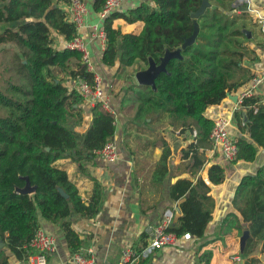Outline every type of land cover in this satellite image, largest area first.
Returning a JSON list of instances; mask_svg holds the SVG:
<instances>
[{
    "label": "trees",
    "instance_id": "16d2710c",
    "mask_svg": "<svg viewBox=\"0 0 264 264\" xmlns=\"http://www.w3.org/2000/svg\"><path fill=\"white\" fill-rule=\"evenodd\" d=\"M152 1V5L142 2L127 11H115L102 22L106 43L101 61L115 68L118 79L128 78L125 68L138 61L147 64L148 57L159 63L165 49L180 48L193 32L191 13L201 0ZM104 3L94 0L93 10L100 12ZM65 4L66 0H0V24H4L0 31V264H9L10 255L18 260L27 257L24 246L41 227L39 218L58 223L71 254L79 251L82 239L70 215L92 218L102 203L98 182L84 199L57 164L69 159L82 170L84 161L94 158V151L116 129L114 115L97 103L89 106L91 120L86 129L75 130L83 123V99L71 81L79 76L93 82L94 74L78 50L56 45V35L69 41L77 34L74 23L67 20ZM247 16V12L206 8L197 18L195 42L181 49V57L168 60L166 71L155 79L156 91L132 80L124 88L123 109L134 111L135 122L152 130L155 122L167 118L171 126H180L181 133L191 136L180 151L187 176L175 178L169 188L170 199L178 202V215L169 230L178 236L188 232L196 239L206 237L213 218L216 204L211 187L224 181L226 167L206 163L213 120L205 112L244 83L241 62L246 56V36L242 29ZM117 18L142 21L143 27L138 34L123 33L112 26ZM259 100L253 94L240 101L235 115L241 125L245 110L247 118L240 128L248 138L236 140L237 153L229 164L253 161L256 146H264V103ZM154 134L147 145L159 147L161 155L150 180L159 185L169 173L171 147L161 134ZM202 170L204 176L198 175ZM25 176L35 186L30 194L16 191L25 186ZM232 206L241 218L242 232L249 231L240 253L242 264H264V163L254 174L241 177ZM211 256L210 249L200 251L198 263L209 264Z\"/></svg>",
    "mask_w": 264,
    "mask_h": 264
},
{
    "label": "crops",
    "instance_id": "0c3cea01",
    "mask_svg": "<svg viewBox=\"0 0 264 264\" xmlns=\"http://www.w3.org/2000/svg\"><path fill=\"white\" fill-rule=\"evenodd\" d=\"M93 1L84 0L87 13L84 16V26L79 30V34L86 42L94 71L100 76L101 86L108 94V101L114 111L116 129L112 138L118 146V158L108 162L96 155L91 160L84 161L82 170H77L76 164L69 159H61L57 162L66 170L68 177L75 183L84 199L89 196L95 181L102 187V203L99 212L94 217L84 218L75 214L70 215L72 227L81 235L82 242L79 250L86 255L91 250L94 259L104 264H122L121 254L126 248L138 254L133 264H199L198 253L210 249L212 256L209 264H242L238 245L242 234L241 218L232 206V198L241 177L245 174H254L257 167L264 163V146H256L257 155L253 161H241L236 164L223 161L220 152L213 151L212 148L208 149L206 163H218L225 166L226 174L221 184L211 187V194L216 205L213 218L206 230V237L201 239L180 237L175 245L145 251L152 229L160 220L163 210L172 207L175 217L178 215V202L170 199L169 188L175 178L187 176V172L183 170L184 162L181 160L180 151L191 136L181 133L180 126H171L167 118L163 120L164 122L154 123L153 126L156 127L158 134L169 142L171 157L169 173L164 181L159 185L151 183L150 176L161 155V150L159 147L147 145L148 139H154L153 129L150 133H146L145 129L142 132L143 135L140 134L139 139H143L141 142H137L136 135L129 130L130 125L126 123L128 115L122 105L124 89L121 86L126 79L114 77L115 68L107 67L102 63L103 51L100 50L98 42L89 36L91 25L99 21L98 13L93 10ZM209 1L210 7L224 12L229 11L235 14L247 12L246 26L242 31H248L249 35L244 33L246 56L241 62L244 69L242 73V76H245L244 83L230 91V96H226L219 104L208 107L205 115L209 118L218 115L230 118L228 127L230 136L236 140L240 137L248 138L240 128L247 118L245 110L241 112V125L238 123L235 112L240 109V96L249 86L251 78L264 73V25L262 27L254 15L255 11H258L264 16V0H251L248 9H244L247 6L237 0ZM142 2L153 4L152 0H124L121 11L134 8ZM112 26L119 27L123 33L138 34L143 27V22L129 23L123 18H117L113 20ZM65 43L66 40L62 36L56 35L58 48L65 47ZM144 67L146 64L139 61L133 66L126 67L127 81L132 80L136 83L134 73ZM129 69L133 71L132 76ZM249 75L252 77L245 79ZM119 81L122 83L121 86L117 84ZM253 93L260 98L258 103H264V79ZM81 106L83 123L78 126L81 128L80 133L86 129L91 120L90 107L84 102ZM129 137H132L135 143L130 139L133 142L130 144ZM204 174L202 170L198 175L204 176ZM39 223L40 228L52 234L56 239V250L50 256V261L55 264L68 262L71 252L67 247L60 225L42 218H39ZM262 259L264 263V258ZM9 264L30 263L27 258L18 260L10 255Z\"/></svg>",
    "mask_w": 264,
    "mask_h": 264
},
{
    "label": "built area",
    "instance_id": "2783aa9c",
    "mask_svg": "<svg viewBox=\"0 0 264 264\" xmlns=\"http://www.w3.org/2000/svg\"><path fill=\"white\" fill-rule=\"evenodd\" d=\"M124 0H105L104 6L98 12L99 21L91 25L89 36L92 40H96L99 44L100 50L103 51L106 43V33L102 29L103 20L111 13L122 9ZM242 5L250 6L251 0H237ZM65 9L67 12V20L74 23L77 34L72 40L66 41L65 47L71 50H78L81 53L83 63L86 65L88 71L93 72L94 81L89 82L86 79L77 76L71 81V85L81 95L83 102L88 106H95L97 103L101 107L114 115L113 108L108 101V94L101 86V78L95 73L88 47L84 38L80 36L79 30L84 26V16L87 13V8L84 0H66ZM257 22L263 27L264 16L258 11H255ZM264 73L260 76L251 78L249 86L241 94L240 101L244 97L253 95V91L262 83ZM213 120V126L209 134V139L212 144V150L218 151L221 154L223 161L229 163L233 160L237 153L236 139L232 138L228 132L230 118L218 115ZM196 135V131L192 132ZM94 153L108 162L115 161L118 158V146L113 138L109 139L101 149L94 151ZM174 209L167 207L163 210L160 220L152 229L151 237L145 251L149 252L154 249H159L164 246H172L177 243L180 237L184 239L192 238L191 234L186 232L182 236H178L175 232L169 230V227L174 221ZM27 249V259L30 264H55L50 261V256L56 250L55 237L46 232L42 228H38L29 242L24 246ZM138 254L134 253L131 249L126 248L121 254L122 264H133L137 259ZM62 264H104L99 263L94 259L91 250L87 255L80 250L71 254L70 260Z\"/></svg>",
    "mask_w": 264,
    "mask_h": 264
},
{
    "label": "water",
    "instance_id": "95a60500",
    "mask_svg": "<svg viewBox=\"0 0 264 264\" xmlns=\"http://www.w3.org/2000/svg\"><path fill=\"white\" fill-rule=\"evenodd\" d=\"M211 6L209 0H201V4L199 8L191 13V17L193 18V32L192 34L186 38L181 45L180 48L175 49V50H169L165 49L164 54L160 57L159 63H156L152 57H148L146 67L136 71L134 73V78L137 84L139 85H146L150 86L153 90L156 91V85H155V79L156 77L161 73L166 71V64L170 58L174 57H181L180 51L181 49H184L186 46L191 45L195 42V39L197 37V34L199 32V25L197 22L198 16L204 13L206 8H209ZM246 9V7H244ZM1 26V25H0ZM3 27H0V31L2 30ZM247 35H249L248 31H243ZM226 96H230V93L227 92ZM236 101V100H235ZM244 119H245V114L243 113ZM24 180L26 181L25 186L22 188H16V191L19 193H25V194H30L35 190V186L31 185L28 177H23ZM63 196L67 197V194L62 192ZM249 236V231L244 230L239 237V251L240 253L243 252L246 240ZM3 246V243L0 242V247Z\"/></svg>",
    "mask_w": 264,
    "mask_h": 264
},
{
    "label": "rangeland",
    "instance_id": "374dc122",
    "mask_svg": "<svg viewBox=\"0 0 264 264\" xmlns=\"http://www.w3.org/2000/svg\"><path fill=\"white\" fill-rule=\"evenodd\" d=\"M1 26L0 27H3L4 26V24H0ZM132 69V68H131ZM133 70V69H132ZM132 70H128L129 72H131L130 74H131V76L133 75V71ZM128 73V72H127ZM58 77H60L58 74H57V78ZM124 79V78H123ZM123 79H121V80H123ZM126 79V81H125V83L122 85V83L119 81V82H117V84H118V86H121V87H123V89L126 87V82H127V78H125ZM128 83V82H127ZM65 84H67L68 85V81H66V83ZM70 85V84H69ZM126 110V109H125ZM0 111L2 112L3 111V109H2V107H0ZM126 114L128 115L127 116V118L130 120V123L128 124V125H130V128L131 129H129L132 133H134L135 135H136V137H137V142H141L143 139H139L140 137H141V135H143L142 134V132L143 131H145V129H146V133H150L151 132V130H150V128H149V125H144V124H141V123H139V122H135L134 121V118H133V115H134V111H129L128 112V110H126ZM68 126H72L73 128H74V126L72 125V124H68ZM141 126H143V127H141ZM75 130L77 131V132H79L80 133V131H81V128L80 127H75ZM135 130V131H134ZM153 130L154 131H156L157 129H156V127L155 126H153ZM141 134V135H140ZM133 136V135H132ZM130 139L135 143V141L132 139V137H129V141H130ZM79 140H81V139H79ZM132 141H130V144H133V142Z\"/></svg>",
    "mask_w": 264,
    "mask_h": 264
}]
</instances>
